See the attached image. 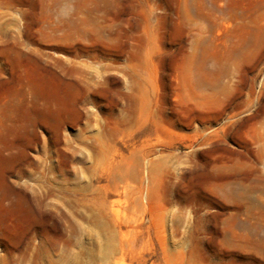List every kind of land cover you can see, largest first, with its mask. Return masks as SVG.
<instances>
[{
	"label": "rangeland",
	"instance_id": "1",
	"mask_svg": "<svg viewBox=\"0 0 264 264\" xmlns=\"http://www.w3.org/2000/svg\"><path fill=\"white\" fill-rule=\"evenodd\" d=\"M0 264H264V0H0Z\"/></svg>",
	"mask_w": 264,
	"mask_h": 264
}]
</instances>
